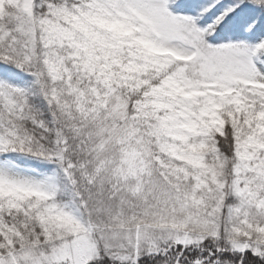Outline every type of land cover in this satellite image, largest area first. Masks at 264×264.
<instances>
[{"label":"snow or ice","instance_id":"snow-or-ice-1","mask_svg":"<svg viewBox=\"0 0 264 264\" xmlns=\"http://www.w3.org/2000/svg\"><path fill=\"white\" fill-rule=\"evenodd\" d=\"M0 264H264V0H0Z\"/></svg>","mask_w":264,"mask_h":264}]
</instances>
